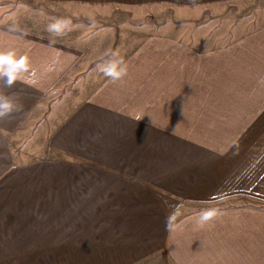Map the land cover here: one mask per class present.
<instances>
[{
  "label": "crops",
  "instance_id": "0c3cea01",
  "mask_svg": "<svg viewBox=\"0 0 264 264\" xmlns=\"http://www.w3.org/2000/svg\"><path fill=\"white\" fill-rule=\"evenodd\" d=\"M27 1L180 17L0 8V264H264V21L218 44L198 22L240 0Z\"/></svg>",
  "mask_w": 264,
  "mask_h": 264
},
{
  "label": "rangeland",
  "instance_id": "374dc122",
  "mask_svg": "<svg viewBox=\"0 0 264 264\" xmlns=\"http://www.w3.org/2000/svg\"><path fill=\"white\" fill-rule=\"evenodd\" d=\"M0 8L7 11L9 10V15H5L4 13L2 16L3 20H8L12 24L19 25L25 29L35 22V20L37 21V12H40V16L43 14L50 16L51 20L57 24L66 21L69 30H82L83 36L94 32L93 38L97 37L98 34L106 35L109 31L111 32L109 26H113L112 24L119 26V21L122 23H128L130 19V23H133L134 25L142 26L144 24H149L154 28L160 24L168 22L177 23V19L180 17L177 15L176 11H172L171 9L162 6H156L153 8L149 7L152 12L146 16L143 21H139V19L137 21V19L135 20L134 18L131 19L132 16H126L124 13L122 14V12L114 10L112 12V17L110 18L112 24L109 23L110 25H107L106 22H104L105 25L97 26L102 22L95 23L90 21L94 17L91 13L81 12L79 13L81 16H75V12H69L66 14L64 8L33 3L27 0H2L0 1ZM101 10L102 11L98 12L106 14L110 8L102 7ZM108 18V16H101V19L104 21L108 20ZM263 21L264 0H240L234 2L233 5L229 6L218 15H204V18L198 23H205L202 27L204 30L212 28V35L217 38L218 44H224L250 32L252 29L258 27ZM41 22L42 21H40V24H42ZM69 80L70 78L66 82L60 84L50 96L62 98L63 95H60V90Z\"/></svg>",
  "mask_w": 264,
  "mask_h": 264
},
{
  "label": "clouds",
  "instance_id": "9594fccd",
  "mask_svg": "<svg viewBox=\"0 0 264 264\" xmlns=\"http://www.w3.org/2000/svg\"><path fill=\"white\" fill-rule=\"evenodd\" d=\"M2 59V58H0ZM126 69L122 65V62L115 61L110 64L106 69V75H109L112 79H118L125 73Z\"/></svg>",
  "mask_w": 264,
  "mask_h": 264
}]
</instances>
